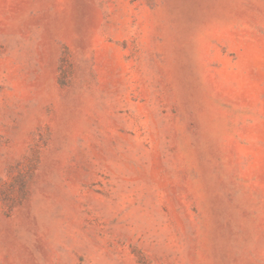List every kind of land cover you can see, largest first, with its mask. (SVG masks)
<instances>
[{
  "label": "rangeland",
  "instance_id": "1",
  "mask_svg": "<svg viewBox=\"0 0 264 264\" xmlns=\"http://www.w3.org/2000/svg\"><path fill=\"white\" fill-rule=\"evenodd\" d=\"M0 264H264V0H0Z\"/></svg>",
  "mask_w": 264,
  "mask_h": 264
}]
</instances>
